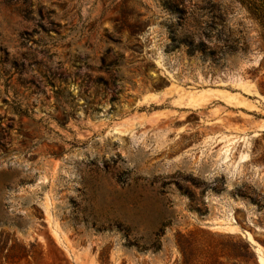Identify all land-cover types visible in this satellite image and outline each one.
I'll use <instances>...</instances> for the list:
<instances>
[{
	"label": "rangeland",
	"instance_id": "1",
	"mask_svg": "<svg viewBox=\"0 0 264 264\" xmlns=\"http://www.w3.org/2000/svg\"><path fill=\"white\" fill-rule=\"evenodd\" d=\"M243 234L260 264L264 34L244 5L0 0V264H245Z\"/></svg>",
	"mask_w": 264,
	"mask_h": 264
},
{
	"label": "trees",
	"instance_id": "2",
	"mask_svg": "<svg viewBox=\"0 0 264 264\" xmlns=\"http://www.w3.org/2000/svg\"><path fill=\"white\" fill-rule=\"evenodd\" d=\"M239 1L242 5H244L250 14L254 17V19L259 23L260 27L263 30L264 34V0H236ZM243 251L242 254L234 253L230 255L236 259H243L245 264H258L256 255L251 250L249 244H243L241 247ZM236 252V251H235ZM211 264H222L218 261V259H214ZM237 264V263H234Z\"/></svg>",
	"mask_w": 264,
	"mask_h": 264
},
{
	"label": "water",
	"instance_id": "3",
	"mask_svg": "<svg viewBox=\"0 0 264 264\" xmlns=\"http://www.w3.org/2000/svg\"><path fill=\"white\" fill-rule=\"evenodd\" d=\"M243 235H244V234H243ZM244 238H245L246 242L251 246V248H252L254 254L256 255L257 262H258V256H257V254H256V247H255L254 245H252V244L248 241V238H247L245 235H244Z\"/></svg>",
	"mask_w": 264,
	"mask_h": 264
},
{
	"label": "bare ground",
	"instance_id": "4",
	"mask_svg": "<svg viewBox=\"0 0 264 264\" xmlns=\"http://www.w3.org/2000/svg\"><path fill=\"white\" fill-rule=\"evenodd\" d=\"M249 241V240H248ZM256 250H257V248H256ZM258 264H259V261H258ZM260 264H264V259H261L260 260Z\"/></svg>",
	"mask_w": 264,
	"mask_h": 264
}]
</instances>
